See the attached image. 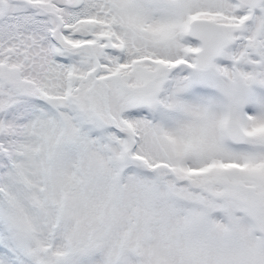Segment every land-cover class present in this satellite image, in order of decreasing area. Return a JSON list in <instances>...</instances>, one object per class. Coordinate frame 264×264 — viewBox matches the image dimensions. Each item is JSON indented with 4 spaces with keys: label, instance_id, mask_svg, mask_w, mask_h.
Masks as SVG:
<instances>
[{
    "label": "snow or ice",
    "instance_id": "snow-or-ice-1",
    "mask_svg": "<svg viewBox=\"0 0 264 264\" xmlns=\"http://www.w3.org/2000/svg\"><path fill=\"white\" fill-rule=\"evenodd\" d=\"M0 264H264V0H0Z\"/></svg>",
    "mask_w": 264,
    "mask_h": 264
}]
</instances>
